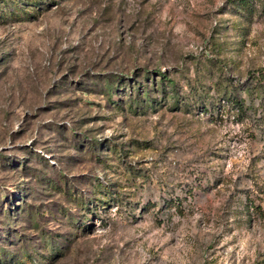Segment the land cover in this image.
Masks as SVG:
<instances>
[{
    "label": "rangeland",
    "instance_id": "obj_1",
    "mask_svg": "<svg viewBox=\"0 0 264 264\" xmlns=\"http://www.w3.org/2000/svg\"><path fill=\"white\" fill-rule=\"evenodd\" d=\"M0 264H264V0H0Z\"/></svg>",
    "mask_w": 264,
    "mask_h": 264
},
{
    "label": "trees",
    "instance_id": "obj_2",
    "mask_svg": "<svg viewBox=\"0 0 264 264\" xmlns=\"http://www.w3.org/2000/svg\"><path fill=\"white\" fill-rule=\"evenodd\" d=\"M236 3L240 4V5H247L249 3L250 0H235ZM157 82H154V84H156ZM157 86H159V89L161 90V92L164 94L163 99L161 101H157L155 99L151 100V96L148 90H145L146 88H144L145 92L148 91L146 94L149 95L150 100H145L144 104L140 107V109H144L146 107V105H148L149 109H153L156 110L158 107H162V105H164V103L167 102V98L168 100H170L171 107H173V109H176V111H179L181 108V105L184 106L183 109L191 112L192 111V106L186 102H180V97L176 91V87L174 85V81L171 80L170 78H168L166 75L161 74V81H159V83L157 84ZM140 89V87H139ZM143 89V88H142ZM148 89V88H147ZM144 95V94H143ZM142 96V95H140ZM167 97V98H166ZM140 98V97H139ZM183 100V99H182ZM185 100V99H184ZM144 100H139V99H135L134 101L131 100V105L130 106H126L127 109H129L130 111L137 113L138 109L133 110V103L137 104V106L140 105V102L142 103ZM151 101V102H150ZM186 101V100H185ZM239 105V104H238ZM116 108H120V105L118 103L115 104ZM166 105H164L163 107H165ZM241 107V106H240ZM242 108V107H241ZM146 109V108H145ZM92 145L91 146H98L101 142L99 141H91L90 142ZM102 144V143H101ZM115 148L112 147V150H114ZM104 204H106L107 202L102 201ZM166 205L168 206H178L179 210H182V202L179 199H171L169 201L166 202ZM25 257V255H24Z\"/></svg>",
    "mask_w": 264,
    "mask_h": 264
}]
</instances>
